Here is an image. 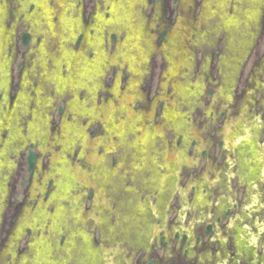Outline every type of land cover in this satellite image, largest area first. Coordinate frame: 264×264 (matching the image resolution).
Here are the masks:
<instances>
[{
    "label": "rangeland",
    "instance_id": "obj_1",
    "mask_svg": "<svg viewBox=\"0 0 264 264\" xmlns=\"http://www.w3.org/2000/svg\"><path fill=\"white\" fill-rule=\"evenodd\" d=\"M105 1L107 0H98L97 5L101 7L100 10L106 15L109 13V3ZM148 1V6L142 10L143 14L148 16L151 10L159 4L162 7L160 10L163 13V18L165 21L167 20L168 25L173 24L175 21L181 1L184 6L183 8L192 2L188 8L194 6V16L197 15L201 7V12L195 22H204V25H210L207 31L203 30L199 32L195 42L189 43L188 45L171 39L163 43L161 51L168 64L164 74L166 78L174 75L173 72L176 67H181L184 64H192L194 57L192 52L193 47H198L202 43L214 44L213 42L218 41L219 44L222 43L223 46V52L219 56L218 70L223 85L221 87L222 91H220L221 97L223 98L224 93L226 95L230 92L231 84L237 77L240 66L242 67L240 69L241 78H239V80L243 82L245 79H248L250 75L252 77V69L255 68V66H260L261 61L264 59V0H203L202 4H200V0ZM69 2L70 0H0V91L3 93L7 92L9 85L8 74L11 50H8V48L12 34L10 31V37L6 36L5 32H7V28L4 25L5 22L7 25L15 26V32L12 38L15 52L11 60V72L14 76L11 84H18V70L28 63L26 57L29 55L28 58L32 59L31 63H33L34 68L30 66L24 73L27 74L31 72L30 76L32 78L33 87H29L27 92L31 94V98H33L36 103H40L42 108L45 109L48 107L50 98H45L44 96L38 97L41 96V94H35L33 92L35 86L40 84V78H42L43 84L41 86L46 89L45 94L52 97L53 107L55 108L53 111L55 121L59 120L58 112H60L65 98L57 97V95L47 89V87L51 88L52 86L56 93L63 92L70 95V100L66 107L68 111H72L75 109L74 100H76L78 88L81 89L85 86L92 87V89L83 88L85 91L92 92L100 87V62L104 54L102 51V55L101 53L96 55L93 51L87 50L84 55H82L84 52L83 49L73 51L67 47L63 48V46L57 51L53 41V35L59 32L61 33L58 28V24L60 23L58 17L67 13V8L65 7L68 6ZM139 3H145V0H119L118 4L121 5L120 13L118 16L116 12L113 13L112 18L116 23L109 28L107 35V42L109 43L108 48L112 53L115 50L116 43L124 38L125 32V38L118 43L120 48H117L115 52L121 49L122 53L117 55L118 60L121 58V60L126 61L128 68L134 75L127 85V90L133 93L132 96L134 98L141 97V92L138 88H134V86H136L138 79L147 70L151 50H153L156 42L157 44L163 42L168 30L166 24L161 30H156V42L154 43L153 37L151 36L149 38L146 33L148 30L147 26L145 31L143 30V21L141 19L138 24L135 23V25H130L129 22L132 21L133 16L136 19V6ZM75 4L77 7H83L84 20L86 22H92L96 11V0H76ZM34 9L35 11H33ZM15 10L19 12L17 16L14 14L16 13ZM73 11L74 10L69 9L68 13H72ZM131 12L132 19L130 15ZM182 14L180 19L184 23L194 22L191 18H187L184 15V11ZM25 18L34 32L40 31L44 40L43 44L46 45L45 50L39 48L38 45L41 39L40 34H33L32 45L24 46L22 44L20 36L23 32L32 31L29 25L23 21ZM15 20L16 24H14ZM61 20L64 28L60 40L65 44L73 41L71 47L75 50L84 43V34L86 30H88L89 36L95 34L93 28L85 29L81 26V29L76 32L77 34L75 36V25L80 21V12L76 13V18L70 17L69 19L62 17ZM217 31H222L224 37L223 33L219 32V37L217 36L218 38H215ZM98 41L100 42L101 40L98 39ZM87 45L89 47H95L92 44ZM217 47L219 46H216V48ZM217 49L219 52V48ZM209 52L215 54L217 51L212 50ZM35 54L37 55V60L34 58ZM117 56H115V58ZM198 56L201 57L199 54ZM84 57H87L86 60L88 61L96 60V64L92 66L93 69L91 71L85 69V67H90L91 63L89 61L84 67L86 62ZM160 58L161 52L157 50L150 61V69L152 70L151 76L154 78V81V76L159 73V67L156 64L160 63ZM109 60L112 59L109 58ZM59 61L65 62L61 65L63 72L66 69V64L67 66L72 65L70 69L72 72L74 71V73L71 72L64 78V75L62 76L59 70L56 69V65ZM23 62L25 64L22 66ZM42 65L46 68L45 70L42 69ZM115 65L116 64H109L108 69L105 71L103 80L105 86L112 83L117 69ZM201 71H208L206 64H202ZM27 77L28 76H26L25 83H27ZM257 78V86L258 84L263 85L264 69H260ZM116 87L117 81L113 85V88L109 90L110 96L115 94ZM241 88V85L238 86V89ZM252 90L255 100H259L262 97L264 89L261 86H255ZM22 92L23 90L19 95L20 100L25 98ZM82 95V92L79 93V96ZM198 95H200L198 90L190 91L185 89L183 85H180L175 88V94L173 96L174 107L176 108L180 103L189 107L191 103L186 102L184 98L193 100ZM104 98H107L106 94L102 90H99L96 99L97 102ZM92 99L94 100L93 95ZM232 105H234V103ZM25 108H31L30 102H28ZM226 108H228V106ZM259 109L262 110V108H257L256 111H259ZM219 111L221 110L219 109ZM116 112H119V108H115L107 103L103 108L102 114H93V116L100 121L104 128L114 118ZM149 114L152 113L150 112ZM44 119L45 123L36 126L35 124H29L31 128L29 129L30 138L39 141V149L41 148L42 142L44 145L42 146L43 149L49 147V141L47 139L49 138V133L46 127L48 118L46 115H44ZM220 119H222V117ZM77 124L84 125L86 134L93 140L102 136L103 129H101L95 120L90 119L88 115H80L77 119ZM180 124L177 122L170 124L169 120H167V122H164L163 127L164 129L165 126L170 127L174 133H180L181 131L185 132L186 127H182L183 124L181 122ZM113 126L116 140L112 147H120V149H118L122 152L119 155L118 163L116 162L117 155L114 151H108L105 142L103 146L98 145L97 150L98 155L100 156L101 154L103 158H99V161L94 162L90 167V174H92L98 186V192L101 194V198H103L102 201L98 200L95 205L94 213H98V216H95L96 218H94V221L93 218L88 220L89 218L86 217L87 215L82 216L85 222L82 221L83 219L80 220L79 218V198L74 197L72 199L70 195L72 183L68 170V163L64 162V165L60 164L57 166L56 162L58 159H56L53 164L54 167L51 170L49 169L46 173H50L55 179V188L51 197L56 201L54 212L50 214L49 226L46 228L47 236H49V234H52L51 236L60 234L57 240L62 246L56 243L53 248L50 247L52 243L49 242L48 238H42L39 243L43 245V255L45 257H47L48 252L50 253L51 250V254H53L52 264H67L70 262V259L74 261L75 264H110V261L108 262L109 258L113 260L112 264H125L127 258L121 261L120 258H122V254L127 248L132 249L146 245L148 229L151 227L150 224H154V226L157 227L161 226L160 230L154 239L152 235L149 238L150 251L138 248L136 251L130 252L131 255L134 254L131 258V264H147V262L157 258L160 259V261L164 260V264H264V174H257L253 178L250 176L249 181L257 185L252 186L249 184L247 188L243 182L238 184L236 174L232 171L233 166L231 167L225 164L219 166L218 161V165H216L215 170H213L214 172L211 175L208 174L209 177L207 180H197L199 175L202 174L200 171L202 170L201 168L203 166L201 165L204 161L200 160L195 170L198 172L197 174L191 175L183 170L184 173H181V177L178 181V189L173 191L169 188L165 191L162 181L151 168V158L158 154V148L150 146L152 139H145L147 137L146 133H142L138 137H135L130 127H126L122 120ZM3 132H0V136L3 135ZM63 132L66 131L62 130L61 132L62 138L65 139L66 133L63 134ZM128 134H130L131 137H128ZM156 134L162 135V128H157ZM185 135L186 133H184V137ZM67 136L71 137L70 134H67ZM73 136L82 139L78 132L73 133ZM91 138L89 139L91 140ZM104 138L110 141L112 136L108 135L105 130ZM159 138L162 139V137ZM71 140H73V138H71ZM17 141L23 144L26 139L19 138ZM141 143L143 146L140 148L137 147ZM260 144H264V130H262V134L260 135ZM80 146L81 143L77 142L73 147V151L66 154L68 161L74 159V154L77 155L79 153ZM190 146V149H193L192 144H190ZM53 148L54 150L59 149L57 146ZM221 150H224L223 146ZM7 152L6 150V154L3 156L1 155V157L8 155ZM89 157L87 153V158ZM224 157V161L227 162L225 152ZM262 158L264 160V155ZM167 161L168 160L165 159V162ZM73 162L74 160L71 161V163ZM251 162L253 163L254 161L251 160ZM16 164L18 166V161ZM242 166L243 161L241 155L239 168ZM37 169L40 170L39 163L37 164ZM126 169H128V172H126ZM16 178V175L10 176V184L12 183L13 189ZM36 178L37 177L34 175V189L39 190L40 185H38ZM75 179L77 181V178ZM77 182L79 183V187H76V189H85L82 193L84 192L83 194L87 195L83 203L87 211L91 207L95 194L92 196L93 192L90 187L86 189L87 185H84L85 180L82 177H80ZM148 182L151 183L154 192L156 191L155 193H152V191L139 190L141 184H148ZM221 183H223L224 187L231 186L236 191L234 198L230 197L231 200H225V202L219 200L221 195H219L221 191L219 185ZM52 184L51 180L48 181L45 185V189L38 193L31 202L33 208L45 202V208H42L43 210L39 209L40 213H37V217L43 223H45V221L47 222V219H45L46 215L51 212L53 208V206L48 203V195ZM151 186H146V188ZM237 186H239L238 190ZM12 187L8 196V205L5 210H3V227H8L10 223L14 222L19 216V206L22 203H27L23 200L24 196L19 193L16 194ZM0 189H2V185H0ZM179 189L184 190L185 200H181V196L183 195L179 193ZM164 192L168 195L171 194V198L166 205H164L166 202V193ZM74 193L75 192H73V194ZM156 193H158L161 198L157 207L160 208V211L163 212L166 218L164 222H168V225L165 224V228L161 225L163 222L162 217L160 216L159 218L158 214L154 213L155 211H152V209L145 210L144 206L139 202L144 201L147 205L152 206L157 202ZM162 193L165 195L162 196ZM194 196L198 201V208L200 209L198 212H194L190 206V204L194 202ZM111 202L114 205L112 204L109 208L108 206ZM234 204H238L239 206L235 208ZM163 207H165V210H163ZM218 208H221L219 212L217 211L219 210ZM227 209L229 211L226 213ZM36 218L34 220H36ZM86 221L89 223V227L92 222L97 223L99 229L95 227L93 237L85 224ZM190 224H192L191 231H195L194 236L191 239L192 234H188V241L185 242L182 240V243H180V239L176 235L179 234V237H182L186 234V226ZM210 227L211 231H207V228L210 229ZM22 228L23 230L21 233L24 237L21 239H23V241H26L28 236L41 234L39 231L35 232L34 226H30L29 224L23 225ZM164 230L170 231L165 233ZM61 233H65L66 241H64V236ZM163 237H166L167 240H162ZM168 239H170L169 242H167ZM38 241V238L34 239L35 243ZM104 241L108 245L116 246V256L113 254H108L109 257L107 258L103 256L104 252H102L101 249H107L105 248L106 243ZM22 247L23 246L20 244L19 248H17L19 253ZM146 253L149 255H146ZM125 255L126 254H123V256ZM116 257L120 260L118 261ZM32 259V264H46L44 260L38 257V252L35 249L32 251ZM28 260H24V263L27 264L26 261Z\"/></svg>",
    "mask_w": 264,
    "mask_h": 264
},
{
    "label": "flooded vegetation",
    "instance_id": "obj_2",
    "mask_svg": "<svg viewBox=\"0 0 264 264\" xmlns=\"http://www.w3.org/2000/svg\"><path fill=\"white\" fill-rule=\"evenodd\" d=\"M96 0V11L94 18L92 19V22H86L83 17V7H77L75 2L76 0H70L68 3L67 13L65 15L58 17L59 22V32L53 35V41L55 43V46L57 48V51L60 50V48L63 46V48H69L73 51L78 50H84L83 54L87 50L93 51L96 55L100 54L102 55V51L104 52L102 56V61L100 62L101 66V74L99 75L100 79V87L96 88L92 92L85 91L83 88L92 89V87H82L81 89L78 88L76 92V100H74L75 109L72 111H68L67 104L70 100V95L67 93L59 92L56 93L55 89L51 86V88H48L51 90L57 97H64L65 101L63 102V106L60 108V112H58V121L54 120L53 111L55 108L53 107L52 103V97L48 96L46 93V89L41 86L43 84V81L40 78V84L35 86L33 89V92L35 94H41L42 97L50 98V103L48 107L45 109L40 106L39 102H35L33 98H31V94L27 92V89L32 86V78H31V72L25 74L24 71L29 68L30 66L33 67L32 59L27 58L28 63L25 64L22 63V68L18 70L17 78H18V84L14 85L11 84L13 80L14 74L11 72V60L13 57V53L15 52L14 44H13V35L15 32V26L14 25H7L4 22L5 27L7 28V32H5L6 36L10 37V31H11V41L8 50H11L10 55V61H9V85L7 92L3 93L0 91V132H3V135L0 136L1 138V146L0 148V185H2V189H0V204H1V210H0V264H25L24 260L27 264H32V251L35 249L38 252V257L41 260H44L46 264H52L53 261V254L48 252L47 257L43 255V245H41L39 242L42 240V238L49 239V242H51V246H53L58 243L57 240L58 235L56 234L54 236H51L52 234H49L47 236V227L49 226V219L50 214L54 212V208L56 206V201H54L51 197L52 192L55 188V179L53 176L49 174H46L47 171L52 169L54 167L55 160L58 159L57 166L60 164H63L64 162L68 163V170L71 178L72 183V190L70 192V195L72 199L74 197H78V205H80V212H79V218L82 220L83 215H87L86 217L89 218H96L98 216V213H94L95 205L97 201H102L103 198H101V194L98 192V186L94 181V178L92 174H90V167L91 164L94 162H98L99 158H103V156L100 154L98 155V145L103 146L106 142L108 151H114V153L117 155L116 162L118 163L119 155L122 153L119 149L120 147H112L113 143L115 142L116 138L114 136V124H117L119 121H123L124 125L127 127L129 126L130 129L135 134V137H138L142 133H146L147 137L145 139H152V143L150 146H155L158 148V154L154 155L153 158H151V168L152 170L157 174L159 179L162 181L163 189L167 191V189L171 188V190L178 189V181L181 177V173L183 174L184 171L190 173L191 175L197 174L196 168L198 166L199 161H203V166L201 169V173L199 175V178L197 180H207L209 177L208 174H212L216 168V165L219 166L221 164H225L228 166H233L232 171L236 174V177L238 179V184L242 183L245 184V187L248 188V185L251 184L252 186L257 185L256 183L253 184L249 181V177L251 178L255 177L257 174L262 175L264 174V144H260V135L262 134V130H264V90L262 97L259 100H255V96H253V88L256 87H262L264 89V84L257 86V77L258 73L260 72V69H264V59L261 61L260 66H255V68L252 69L251 75L248 77V79H245V81L240 82V69L242 66H240L237 77L231 84V90L228 94H223L224 97H221L220 91H222L221 87V76L219 74V56L223 52V46L222 43L219 44L218 41L213 42L214 44L210 43H202L198 47H193L192 52L194 54L193 62L192 64H184L181 67H176L174 70V75L169 76L166 78L164 76L165 71L167 69V62L165 60V57L161 51L162 45L164 42L168 41L169 39L173 41H180L182 43H186L188 45L189 43H193L197 40V37L199 35L200 31H207L209 29L210 25H204V22H198L197 20L200 11L197 13V15H193L194 6L189 7L190 4H188L185 8H183V4L181 1L180 8L178 9V13L176 14L175 21L173 24H167V20L163 18V13L160 9L162 7L158 4L156 5L149 15L143 14V8L145 9L148 6L149 1L145 0V3L143 4H137L136 10H137V16L136 19L133 16L132 19V12H131V19L132 21L129 22L130 25H135V23L138 24L141 20L143 21V30L145 31L147 26V35L150 38L153 37L154 43L156 42L155 35L156 30L162 29V27L165 26L168 27L167 34L165 38L163 39V42L160 44H157V42L154 45L153 50H151L148 67L146 72L141 75V77L138 79L136 86L134 88H138V90L141 92L140 98H134L132 95V92H129L127 90L128 82L131 80V78L134 76L130 69L128 68L127 62L121 60H118V56L122 53L121 49H118V51L115 52L117 48H120L118 43L125 38V32H124V38L120 39L115 46V50L111 53V50L108 48L109 43L107 42V35L109 28L115 24L116 22L112 18V15L114 12H116L117 16L120 13L121 5H119V0H107L105 2L109 3V13L104 14L97 5ZM161 1V0H160ZM203 0H200V4H202ZM194 5V4H193ZM69 7V8H68ZM34 8V6H33ZM134 8V6H133ZM132 8V9H133ZM74 10L72 13H68V10ZM111 10V11H110ZM35 11V9L33 10ZM184 15L188 18H191L194 22L191 23H184L180 16ZM16 13H14L16 16L19 13L15 10ZM31 12V11H29ZM28 12V13H29ZM80 12V21L76 23L75 25V36L76 32L81 29V26L86 28H93L94 35L89 36L88 30H86L84 34L85 41L82 45L78 46V48L75 50L73 49L72 42L70 41L68 43H63L60 40V37L63 34V28L64 25L62 23V17L63 18H69L74 17L76 18V13ZM141 19V20H140ZM29 27L32 29L31 25L26 21V18L23 20ZM16 24V20L14 22ZM153 26V27H151ZM179 27V29H178ZM175 28V29H174ZM26 32L24 31L23 34L20 36L22 44L24 46L32 45V36L33 34L39 35V32ZM219 32L217 31L216 37H219ZM223 33V32H222ZM41 35V34H40ZM115 35V34H114ZM74 36V39H75ZM218 36V37H217ZM40 37V36H39ZM224 37V33H223ZM148 40L150 41V39ZM73 39V40H74ZM98 39L101 41L99 42ZM212 40V39H211ZM223 40V38H222ZM221 40V41H222ZM43 37L41 35V39L38 43L39 48H43L45 50L46 45L43 44ZM220 41V42H221ZM87 44H92L95 47H89ZM118 45V46H117ZM216 46H219V52ZM43 50V52H44ZM159 50L161 52V58L159 59V64H156L159 67L158 75H155V81L154 78L151 76L152 70L150 69V61L153 56V54ZM217 51L215 54H211L209 51ZM111 53V54H110ZM201 55V57L198 56ZM35 59L37 58V55H34ZM115 56H117L115 58ZM85 58V57H84ZM112 59V60H109ZM85 58V65L90 61L91 66L85 67V69L92 70L93 65L96 64V60H86ZM106 59V60H105ZM108 59V60H107ZM37 60V59H36ZM83 61V60H82ZM34 62V61H33ZM64 61H59L56 65V69L59 70L60 74L66 78L67 75H69L72 70L70 69L72 65L67 66L65 64V73L61 69V65ZM65 63V62H64ZM109 64H116L117 66L115 75L113 77L112 83H109L108 85L103 84L105 71L108 69ZM202 64H206L208 71L202 72L201 67ZM89 65V64H88ZM42 69H46L44 65H42ZM81 66V64H80ZM37 68H38V62H37ZM260 68V69H259ZM55 69V67H54ZM37 72V71H35ZM52 72V71H51ZM49 72V73H51ZM74 73V71L72 72ZM26 76H28L27 83H25ZM30 76V77H29ZM138 77V76H136ZM124 78V79H123ZM118 79V80H117ZM117 81V87L115 88V94L110 96L109 90L113 88V85ZM252 82V83H251ZM183 85L185 89L190 91H199V94L196 98L193 100H184L188 103H191L189 107L183 105L180 103L176 108L173 104V96L175 94V88ZM242 86L241 89H238V86ZM253 86V88H252ZM33 87V86H32ZM23 90V94L25 95V98L23 100L19 99L20 92ZM102 90L107 98H104L97 102V94L98 91ZM83 93L82 96H79V93ZM92 95L94 100L92 99ZM28 102H30L31 108L26 109ZM52 103V104H51ZM109 103L115 108H119V112L115 113L114 118L103 128L100 121L93 116V114H102L104 106ZM195 103V104H194ZM234 103V105H232ZM182 104V105H181ZM228 106V108H226ZM257 108L259 111H256ZM219 109L221 111H219ZM261 110V111H260ZM171 111V112H170ZM152 114H149V113ZM260 112V113H258ZM33 113V114H32ZM85 114L88 115L90 119L95 120L102 131V136L98 137L96 140H93L91 137H89L85 130L84 125L77 124V119L80 117V115ZM44 115L47 116V131L49 133V147L46 149H43L42 145L39 149V141L37 139H31L30 138V125L29 124H41L45 123ZM220 116V117H219ZM222 117V119H220ZM169 120L170 124H174L177 122L180 124V122L183 124L182 127H186L185 132L181 131L183 133H174V131L168 127L165 126V129L163 127L164 122H167ZM112 123V125H111ZM166 125V124H165ZM181 125V124H180ZM157 128H162V135H157L156 130ZM108 135L112 136L110 141H108L106 138H104L105 130ZM62 130H65L66 132H63V134L66 133V138H62L61 132ZM226 130V131H225ZM78 132V134L81 135L82 139L75 138L73 136V133ZM184 133H186L184 137ZM67 134H70L71 137H68ZM205 135V136H204ZM5 136V137H4ZM88 136V137H87ZM126 136V135H125ZM162 137L160 139L159 137ZM128 137H131L130 134H128ZM26 139L25 143L21 144L17 139ZM73 138V140H71ZM91 138V140L89 139ZM44 139V138H43ZM70 139V140H68ZM16 140V141H15ZM146 140V141H147ZM145 141V142H146ZM77 142L81 143L80 151L77 155L74 154V159L67 160V153L73 151V147L76 145ZM86 144H85V143ZM88 143V145H87ZM190 144H192L193 149H190ZM57 146L59 149L54 150L53 147ZM143 144H139L137 147H142ZM222 146L224 150L222 149ZM221 147V148H220ZM53 148V149H52ZM220 148V149H219ZM219 149V151H218ZM6 150L8 151L5 157H1V155L6 154ZM224 152L226 154V161H224ZM87 153L89 154V158H87ZM258 154L260 156L261 160V167L258 168L257 161H256V155ZM153 155V154H152ZM242 155V161L243 166L240 167V156ZM87 158V159H86ZM165 159H167V163L165 162ZM71 163V161H73ZM251 160L254 162L252 163ZM18 161V166L16 162ZM40 164V170L37 169V164ZM107 163V162H106ZM110 165L109 163H107ZM64 165V164H63ZM111 166V165H110ZM116 166V165H115ZM16 167V171H15ZM113 167V166H111ZM231 169V168H230ZM184 170V171H183ZM126 172H128V169H126ZM26 174V176H25ZM16 175V181L14 182V189L12 187V183L10 184V176ZM36 176L38 185H40L39 190L34 189L33 184V176ZM198 176V175H197ZM82 177L85 180L84 185H87L86 189L90 187L93 194H95L94 199L91 203V207L89 210L86 211L84 203V199L87 196L86 194H83L82 190L79 188L76 189V187H79V183L77 182L78 179ZM77 178V181L76 179ZM204 178V179H203ZM52 181L51 190L49 191L48 195V203H50L53 208L51 212H49L46 215L47 222L43 223L38 217L37 213H40L39 209L43 210L45 208V202L40 206L33 208L32 201L37 196L38 193H40L42 190L45 189V185L48 181ZM240 181V182H239ZM126 185V184H125ZM128 186V185H126ZM151 183L148 182V184L143 183L141 184L140 191H152V193H155ZM221 187V191L219 192L220 199L222 202L225 200L229 201L231 200L230 197L234 198V195L236 191L230 186L224 187L223 183L219 185ZM11 187L14 190V192L17 194H21L24 196V202L22 203L19 208V216L18 218L9 224L8 227L2 226V216H3V210L8 205V196L11 191ZM244 187V186H243ZM239 189V186H237V190ZM19 191V192H18ZM184 190L179 189V193L183 196L181 200H185V194L183 192ZM73 192H75L73 194ZM90 192V190H89ZM166 193V192H164ZM162 193V196L165 194ZM157 194V202L153 204L152 206L147 205L144 201H139L143 206L144 209H152V211H155L154 213H157L159 218L162 217V223L163 228H165V224L168 225V222H164V219H166L163 215V212L160 211V208L157 207V204L159 200L161 199ZM90 197V194H89ZM171 198V194L166 193V202L164 205H166L167 202H169ZM31 200V201H29ZM29 201V202H28ZM197 198L194 196V202L193 204H190L191 209L194 212H198L200 209L198 208ZM112 202L109 204V208L112 206ZM114 205V204H113ZM235 208L238 207V204H234ZM233 207V206H232ZM43 208V209H42ZM231 208V207H230ZM218 212L221 208H218ZM263 209V208H262ZM163 210H165V207H163ZM229 210H226V213ZM34 214V215H33ZM33 215V217H32ZM42 215V214H41ZM96 216V217H95ZM231 216V215H230ZM37 217V218H36ZM164 217V218H163ZM36 218V220H34ZM109 219V217H108ZM235 219V216H234ZM233 219V221H234ZM85 222V220H82ZM114 221V219H113ZM112 221V222H113ZM29 224L30 226H34L35 232L39 231L41 234H37L34 236H28V239L26 241H23L24 236L22 235L21 231L23 230V225ZM87 225V228L89 232L91 233L93 237V232L95 230V227L98 228L96 222H92L91 226L89 227L86 221L85 223ZM151 227L148 229L147 233V240L146 245L138 246L135 248H127L126 251H124L123 254H126L123 256L122 259L127 258V261L125 264H131L132 257L134 254H130V252L136 251V249L140 248L143 250L150 251V236L152 235V238L154 239L155 236L158 234V231L160 230V227L154 226V224H150ZM174 228V227H173ZM37 229V230H36ZM99 229V228H98ZM192 224L186 226V234H184L182 237H179V234L176 236L180 239V243H182V240L187 242L188 236L191 235V239L195 234V231H191ZM41 230V231H40ZM100 231V230H99ZM170 231V230H168ZM167 230H164L165 233H168ZM207 231H211L207 228ZM219 232V230H218ZM100 233V232H99ZM170 233V232H169ZM64 236V241H66L65 233H61ZM189 234V235H188ZM222 234V232H221ZM51 236V237H50ZM169 236V235H168ZM50 237V238H49ZM101 237V236H100ZM38 238L39 241L37 243L34 242V239ZM149 240V242H148ZM162 240H167L166 237H163ZM170 239H168L167 242H169ZM94 243L95 239L93 238ZM105 242V241H104ZM65 243V242H64ZM106 243V242H105ZM23 246L22 250L18 251L17 248L19 246ZM98 245V244H97ZM62 246V245H60ZM114 247V248H112ZM105 248L107 249H101L102 252H104V257H109L108 254H113L114 256L116 253V246L108 245L106 243ZM49 255V256H48ZM146 255H149L146 253ZM113 256V258H114ZM210 257V256H208ZM214 257V256H213ZM47 258V259H46ZM101 258V257H100ZM118 260V258L116 257ZM119 259V260H120ZM118 260V261H119ZM148 260V258H147ZM110 261V264L113 263V260L111 258L108 259V262ZM164 261V260H163ZM163 261H160V259H154L153 261L147 262V264H164ZM67 264H75L74 261L70 259V262Z\"/></svg>",
    "mask_w": 264,
    "mask_h": 264
},
{
    "label": "bare ground",
    "instance_id": "obj_3",
    "mask_svg": "<svg viewBox=\"0 0 264 264\" xmlns=\"http://www.w3.org/2000/svg\"><path fill=\"white\" fill-rule=\"evenodd\" d=\"M178 29H179V27H178ZM226 131V130H225ZM256 155V163H257V165H258V168L259 167H261V169H262V165H261V160H260V156L256 153L255 154ZM167 163V162H166Z\"/></svg>",
    "mask_w": 264,
    "mask_h": 264
}]
</instances>
